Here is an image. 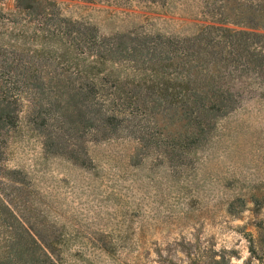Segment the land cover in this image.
Here are the masks:
<instances>
[{
  "label": "rangeland",
  "instance_id": "rangeland-1",
  "mask_svg": "<svg viewBox=\"0 0 264 264\" xmlns=\"http://www.w3.org/2000/svg\"><path fill=\"white\" fill-rule=\"evenodd\" d=\"M2 1L21 111L0 132V264H264L262 60L196 38L251 29L235 23L245 0H50L34 15ZM113 40L132 58L94 62ZM189 68L187 86L172 72ZM219 93L224 114L189 104Z\"/></svg>",
  "mask_w": 264,
  "mask_h": 264
},
{
  "label": "trees",
  "instance_id": "trees-1",
  "mask_svg": "<svg viewBox=\"0 0 264 264\" xmlns=\"http://www.w3.org/2000/svg\"><path fill=\"white\" fill-rule=\"evenodd\" d=\"M50 0H15L14 7L15 9L22 13L23 15H34L38 13L39 11L45 10L44 6L46 3H49ZM121 1V0H119ZM130 1V0H125ZM148 4L154 5V6H160V7H167L170 3L167 1V3L163 2L162 0H148L146 1ZM246 4H244V7L241 9V20L235 22L236 24H241L247 27H250L251 29H230V28H219V26L214 25H205L202 27V29L199 31L197 35V40H203L206 47H210L211 44L214 46V48L220 49L223 53L228 55L230 59H234L233 56L238 55L236 57H239L243 52H246L250 54V56L253 55H259L260 59L262 60V64L258 65L259 69H262L263 75H264V32H258L257 30L263 29L264 30V0H245ZM147 4V6H149ZM5 5V1L0 2V7ZM220 17H216L215 19L219 20L220 22H227L228 16L224 18V13H219ZM243 21V22H242ZM102 50L99 53H95V57L97 58L94 62H102V61H114L117 60V58L124 56V58H132V55H130L129 51H136L137 48H135L132 45H125L122 46V42L118 40H113L112 44H109L108 47L105 45L102 46ZM253 54V55H252ZM196 58V57H195ZM226 58V57H225ZM197 59L200 61H203V55L197 56ZM253 57L248 60L249 62H253ZM161 64V63H160ZM215 68L211 69L212 71H215L217 74L212 75V80L215 83L214 86L217 90H220V81L218 80L217 76H220V73L225 69L226 66H228L225 63H214ZM178 66V64H175ZM226 65V66H225ZM162 66V64H161ZM179 67H181L179 65ZM183 68L185 69V65L183 64ZM153 71H161L160 68L153 69ZM205 71H210L206 70ZM192 68H189L187 70V73L177 72L176 69H173V73L181 76V79H183V82L190 86V83H193L191 73ZM4 74L5 72L0 70V132L4 129L12 128L13 126H16L19 123V114L20 109L18 108L19 102H21V99L19 98V94L14 93L16 91V87L13 91L8 92L4 90V87L7 86L6 83L8 81H4ZM201 74V73H199ZM26 80V77H25ZM20 81H13L10 82L11 86H16V84ZM95 84H92L91 89H96L95 85H98V83L94 82ZM68 89L70 88V85H66ZM71 90V89H70ZM10 93V94H9ZM69 95H67L68 97ZM191 97L189 96L188 99ZM61 100V99H60ZM235 100V99H234ZM205 101L207 102V105L209 108L221 111L223 114L227 112V110L231 109L232 106L231 103L233 100H229L226 96L222 95V93L212 95L210 97L207 96H195V98H192L189 101V104L191 102L195 103L197 106L206 107ZM204 102V103H203ZM187 105L189 108L190 105ZM1 150V148H0ZM7 208V204L5 202H0V208ZM3 208V209H4ZM35 242V241H34ZM12 251V250H11ZM251 253L254 255H257L258 252V245L254 240L251 244ZM12 255V253H11ZM231 261L230 256H221L220 258L213 256L211 257L209 262H206L205 260L197 259L193 262V264H229Z\"/></svg>",
  "mask_w": 264,
  "mask_h": 264
}]
</instances>
